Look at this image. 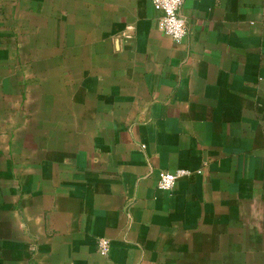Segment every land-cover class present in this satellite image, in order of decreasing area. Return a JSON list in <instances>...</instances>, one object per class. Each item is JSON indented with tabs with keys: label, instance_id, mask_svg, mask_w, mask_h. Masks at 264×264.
<instances>
[{
	"label": "crops",
	"instance_id": "1",
	"mask_svg": "<svg viewBox=\"0 0 264 264\" xmlns=\"http://www.w3.org/2000/svg\"><path fill=\"white\" fill-rule=\"evenodd\" d=\"M180 13L0 0V264H264V0Z\"/></svg>",
	"mask_w": 264,
	"mask_h": 264
},
{
	"label": "built area",
	"instance_id": "2",
	"mask_svg": "<svg viewBox=\"0 0 264 264\" xmlns=\"http://www.w3.org/2000/svg\"><path fill=\"white\" fill-rule=\"evenodd\" d=\"M183 0H152L153 8L159 12L157 20L161 31L171 37L175 42H180L186 32V22L180 13ZM182 169L174 173L159 171L158 187L162 190H171L177 178L187 174ZM110 249V241L107 238H99L97 250L101 255H107Z\"/></svg>",
	"mask_w": 264,
	"mask_h": 264
}]
</instances>
